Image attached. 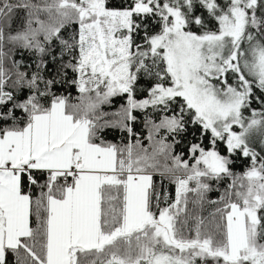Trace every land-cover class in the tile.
Wrapping results in <instances>:
<instances>
[{
  "label": "snow or ice",
  "instance_id": "snow-or-ice-1",
  "mask_svg": "<svg viewBox=\"0 0 264 264\" xmlns=\"http://www.w3.org/2000/svg\"><path fill=\"white\" fill-rule=\"evenodd\" d=\"M0 264H264V0H0Z\"/></svg>",
  "mask_w": 264,
  "mask_h": 264
},
{
  "label": "trees",
  "instance_id": "trees-1",
  "mask_svg": "<svg viewBox=\"0 0 264 264\" xmlns=\"http://www.w3.org/2000/svg\"><path fill=\"white\" fill-rule=\"evenodd\" d=\"M120 103H121L120 100H116V101L114 102V106H113L112 108H109V109H106V110H108V111H114V110H115V107H118ZM253 106L255 107V106H257V105L254 104ZM138 127H139V126H138ZM107 138H108L109 140H113V141H116V140L119 139L118 135H117L116 133H114V132H109V133L107 134ZM189 138H191V137H189ZM183 148H184V145H183V144H182V145H178V146H177V151H181V150H183ZM239 167H240V162L238 161V162H237V168H239ZM216 195H217V193L213 192V193L210 194V198H215Z\"/></svg>",
  "mask_w": 264,
  "mask_h": 264
}]
</instances>
